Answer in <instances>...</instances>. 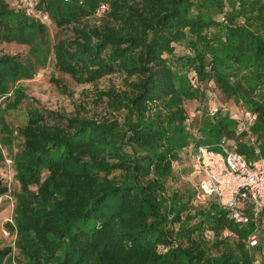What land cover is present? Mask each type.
<instances>
[{"label": "trees", "instance_id": "obj_1", "mask_svg": "<svg viewBox=\"0 0 264 264\" xmlns=\"http://www.w3.org/2000/svg\"><path fill=\"white\" fill-rule=\"evenodd\" d=\"M37 2L48 21L27 15L22 0L14 6L0 0V46L30 48L28 56L0 54V105L14 99L7 108L17 107L23 99L16 84L33 78L53 53L57 69L79 83L122 74L126 89L107 96L115 110L127 113L121 122L29 112L18 130L21 151L11 159L21 187L15 225L8 227L17 236L18 262L89 264L97 252L100 264H256L262 247L246 245L254 225L244 238L215 196L202 197L197 162L196 196L209 207L188 212L191 195L169 194L167 183L185 149L194 157L197 146L211 147L201 144L206 135L221 146L246 133L219 110L214 121L205 119V136L195 142L184 104L210 83L254 115L249 138L264 156V0ZM102 4L108 9L98 18ZM91 18L94 25L86 23ZM50 22L70 28L72 37L52 47ZM178 44L189 53L177 55ZM4 160L0 148V167ZM8 191L0 177V197ZM204 224L217 246L225 230L240 241L212 256L194 238ZM12 254L11 246L0 249V264Z\"/></svg>", "mask_w": 264, "mask_h": 264}, {"label": "rangeland", "instance_id": "obj_2", "mask_svg": "<svg viewBox=\"0 0 264 264\" xmlns=\"http://www.w3.org/2000/svg\"><path fill=\"white\" fill-rule=\"evenodd\" d=\"M6 1L14 6L18 0ZM86 23L94 25L95 20L91 18L86 20ZM48 26L52 47L59 40L67 37L70 38L73 35L70 28L60 29L53 22H50ZM176 48L177 55L189 53L185 44H178ZM5 53L28 56L30 54V48L27 45H21L15 42L3 43L0 46V54ZM126 84L125 77L120 73L106 76L97 83H79L71 75L57 69L55 66L54 54L51 53L49 61L44 67H39L38 72L33 78L18 82L13 89L14 91L22 92V102L13 109L7 108V104L10 102L13 103L14 99L8 100L0 105V118L1 116L5 118L4 123H0V148L5 157L4 163L0 167V177L3 178L4 183H6L9 188L7 192L9 197H3L0 203V249L9 246L13 248L12 258L7 260L4 264H20L16 258L19 251L16 247L17 236L16 233L9 230L8 227L10 225H15L14 210L17 204V194L20 192L21 187L15 177L16 172L13 168V164L10 165L9 160L13 158L15 153L21 151L23 137L18 134V130L26 124L29 112L38 110L47 114L48 111H56L69 116L79 113L83 116L95 119L118 118L123 122L127 111L124 109L120 112L115 110L111 106V103H109V96H107V94L112 90L116 92L124 91L126 89ZM203 89L204 90H200L197 99L188 100L184 104L189 123H191L190 127L194 134L195 142H197L198 138L203 139L205 136L203 129L205 119L209 118L214 121L215 116L212 114L213 106L221 107L220 113L229 115L237 121L242 117L243 106L235 103L232 99H227L213 83L204 86ZM4 126H6V128H4ZM249 133L250 130L243 136H240V139L236 142L239 145L238 152L246 156L247 161L250 162L260 159L262 155L257 154L255 149L256 145L253 144V139L249 138ZM219 141L220 139L217 137L209 138L206 135L205 139L201 141V144L211 143V150L225 153L224 149L219 146ZM190 151V149H185L181 154V160L174 163L175 176L169 179L167 187L169 188V194L176 191L184 195L185 200L187 196L191 195L192 200L189 203L188 212L194 214L197 210L206 209L209 207V204L201 201L196 196L198 176L196 172L192 170L194 163H196V157L191 156ZM119 173L120 172H116V174ZM4 175L8 176V180L4 178ZM33 189L36 190L37 187L34 186ZM253 208L254 207H252L249 213L250 216H253ZM197 221L198 220L193 221L192 224H195ZM234 226L236 232L239 234L241 233L244 238L248 237L252 229L250 225H241L235 222ZM174 227L177 230L179 224L177 223ZM203 228L204 231L196 232L194 238L203 241L207 247L208 253L212 256L220 255L226 251L227 248L234 246L240 241L238 235L229 230H225L219 238L224 244L217 246V244H214L216 242V236H214L207 224H204ZM247 244L246 242V245ZM262 246L264 247V244ZM263 247L256 253L257 264H264ZM160 249L164 251L162 246ZM100 257L99 253H94L89 264H100Z\"/></svg>", "mask_w": 264, "mask_h": 264}, {"label": "built area", "instance_id": "obj_3", "mask_svg": "<svg viewBox=\"0 0 264 264\" xmlns=\"http://www.w3.org/2000/svg\"><path fill=\"white\" fill-rule=\"evenodd\" d=\"M70 1V0H65ZM27 15L49 20V14L38 11L37 0H22ZM108 5L102 4L97 10L98 18L107 11ZM219 107H212L215 115ZM254 115L247 109L242 110L239 118V134L247 132L254 124ZM225 153L213 151L208 146H197L195 157L201 173L200 190L202 197L215 196L220 205L227 209L233 222L241 225L253 224L255 229L248 237L250 247L264 244V156L255 161H247L238 152L237 143H223ZM7 160V158H6ZM10 165L13 161L9 160ZM4 195L0 197V203ZM253 208V216L249 213ZM263 247V246H262ZM264 249V247H263ZM257 264V261L255 262Z\"/></svg>", "mask_w": 264, "mask_h": 264}]
</instances>
